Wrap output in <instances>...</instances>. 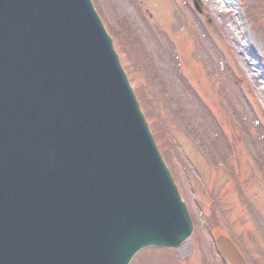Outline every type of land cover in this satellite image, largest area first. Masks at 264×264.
<instances>
[{
  "label": "water",
  "instance_id": "water-1",
  "mask_svg": "<svg viewBox=\"0 0 264 264\" xmlns=\"http://www.w3.org/2000/svg\"><path fill=\"white\" fill-rule=\"evenodd\" d=\"M191 230L91 1L0 0V264H128Z\"/></svg>",
  "mask_w": 264,
  "mask_h": 264
},
{
  "label": "rangeland",
  "instance_id": "rangeland-1",
  "mask_svg": "<svg viewBox=\"0 0 264 264\" xmlns=\"http://www.w3.org/2000/svg\"><path fill=\"white\" fill-rule=\"evenodd\" d=\"M92 2L107 29L125 18L138 38L131 47V35H112L193 220L183 250L147 247L129 264H226L219 233L264 264V178L255 157L264 156V42L244 5L199 0L197 13L192 0ZM255 7L261 21L264 1ZM143 63L158 75L151 83Z\"/></svg>",
  "mask_w": 264,
  "mask_h": 264
},
{
  "label": "trees",
  "instance_id": "trees-1",
  "mask_svg": "<svg viewBox=\"0 0 264 264\" xmlns=\"http://www.w3.org/2000/svg\"><path fill=\"white\" fill-rule=\"evenodd\" d=\"M260 1H264V0H241V2L245 5V9H246V14L250 17L251 22L254 24L255 30L257 31L259 37L262 39V41L264 42V19H261V21H259V15L254 14V12L252 11V6L255 7L257 6L258 2ZM256 8V7H255ZM257 16H259L257 18ZM124 22L121 21V18H119L117 20V24L115 26H112L113 30H114V34L116 36H122V35H131L132 32H130V30L128 29V27H126L124 24ZM123 30V31H122ZM124 33V34H123ZM132 38H133V42H135V46L137 47L138 45V41H136V37L132 34ZM143 70L145 75L147 76V79L152 82L153 79H156L158 77V75L154 72V70H152V68L150 67V65L144 64L143 63ZM262 167V166H261ZM264 174V172H263ZM212 202H215V200L213 199ZM214 211H211V214ZM250 262L252 263V261H254L253 258L250 257ZM253 264V263H252Z\"/></svg>",
  "mask_w": 264,
  "mask_h": 264
},
{
  "label": "bare ground",
  "instance_id": "bare-ground-1",
  "mask_svg": "<svg viewBox=\"0 0 264 264\" xmlns=\"http://www.w3.org/2000/svg\"><path fill=\"white\" fill-rule=\"evenodd\" d=\"M184 244L185 243L181 244L178 248L181 249V250H183L185 248Z\"/></svg>",
  "mask_w": 264,
  "mask_h": 264
}]
</instances>
